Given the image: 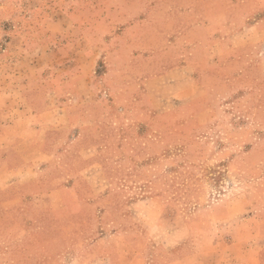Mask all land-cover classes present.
<instances>
[{"label":"rangeland","instance_id":"1","mask_svg":"<svg viewBox=\"0 0 264 264\" xmlns=\"http://www.w3.org/2000/svg\"><path fill=\"white\" fill-rule=\"evenodd\" d=\"M44 126L0 264H264V0H0L12 163Z\"/></svg>","mask_w":264,"mask_h":264},{"label":"crops","instance_id":"2","mask_svg":"<svg viewBox=\"0 0 264 264\" xmlns=\"http://www.w3.org/2000/svg\"><path fill=\"white\" fill-rule=\"evenodd\" d=\"M22 126V125H21ZM20 126V129H21ZM47 126H44L43 129L36 128L35 130H25L24 135L27 139H24L22 141H19V144H29V152L20 153L19 156L22 159L23 162L20 163V166L15 163V161L12 163V160H16L18 158L17 155V146L8 148H2L0 147V155H1V163L3 162L5 174H7V186H11L18 182L20 186H28L31 184H35V179H39L43 175V171L41 169L40 164L44 163L46 161L45 154L42 153L43 146L45 144L40 142L39 137L43 133H47ZM19 130V128L12 127L10 130ZM23 129V128H22ZM21 131V130H19ZM22 134V133H20ZM48 135V134H47ZM42 150V151H41ZM37 153L36 155L33 153ZM36 175L37 178H32L33 175ZM28 200L27 197L21 196L18 200L10 202L11 206L19 207L23 203H26ZM13 203V204H12ZM60 208H56L55 210L51 211V213H57ZM57 211V212H54ZM14 212H18L17 210H14Z\"/></svg>","mask_w":264,"mask_h":264}]
</instances>
